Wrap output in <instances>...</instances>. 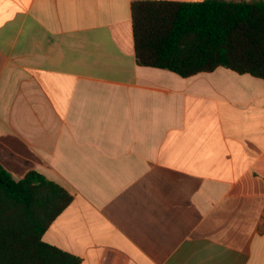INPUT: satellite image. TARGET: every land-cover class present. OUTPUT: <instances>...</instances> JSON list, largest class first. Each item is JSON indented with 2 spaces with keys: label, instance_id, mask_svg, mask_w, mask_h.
I'll return each instance as SVG.
<instances>
[{
  "label": "crops",
  "instance_id": "1",
  "mask_svg": "<svg viewBox=\"0 0 264 264\" xmlns=\"http://www.w3.org/2000/svg\"><path fill=\"white\" fill-rule=\"evenodd\" d=\"M133 1L0 0V165L81 264H264V79L139 66Z\"/></svg>",
  "mask_w": 264,
  "mask_h": 264
},
{
  "label": "trees",
  "instance_id": "2",
  "mask_svg": "<svg viewBox=\"0 0 264 264\" xmlns=\"http://www.w3.org/2000/svg\"><path fill=\"white\" fill-rule=\"evenodd\" d=\"M131 14L139 66L183 78L224 67L264 79L263 0H136ZM72 200L36 171L15 181L0 165V264H81L42 239Z\"/></svg>",
  "mask_w": 264,
  "mask_h": 264
}]
</instances>
